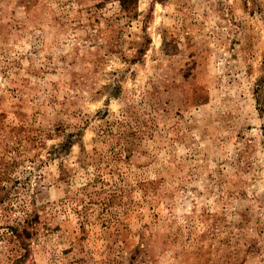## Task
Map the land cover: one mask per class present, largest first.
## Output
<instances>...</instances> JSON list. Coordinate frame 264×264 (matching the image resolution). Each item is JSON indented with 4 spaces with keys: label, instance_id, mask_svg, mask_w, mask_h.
Instances as JSON below:
<instances>
[{
    "label": "rangeland",
    "instance_id": "obj_1",
    "mask_svg": "<svg viewBox=\"0 0 264 264\" xmlns=\"http://www.w3.org/2000/svg\"><path fill=\"white\" fill-rule=\"evenodd\" d=\"M0 0V264H264V0Z\"/></svg>",
    "mask_w": 264,
    "mask_h": 264
},
{
    "label": "trees",
    "instance_id": "obj_2",
    "mask_svg": "<svg viewBox=\"0 0 264 264\" xmlns=\"http://www.w3.org/2000/svg\"><path fill=\"white\" fill-rule=\"evenodd\" d=\"M119 1H120L121 6H123L124 8H127L126 0H119Z\"/></svg>",
    "mask_w": 264,
    "mask_h": 264
}]
</instances>
